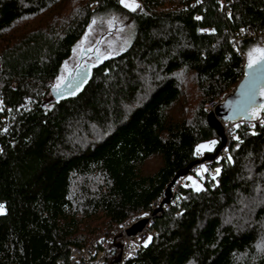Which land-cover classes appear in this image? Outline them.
<instances>
[{"label": "trees", "instance_id": "16d2710c", "mask_svg": "<svg viewBox=\"0 0 264 264\" xmlns=\"http://www.w3.org/2000/svg\"><path fill=\"white\" fill-rule=\"evenodd\" d=\"M137 1L128 44L85 60L83 84L63 90L58 71L93 12L120 0H0V264H67L69 245L152 210L176 171L218 145L203 106L242 74L232 32L264 35V0ZM255 44L262 36L239 48ZM261 90L247 114L264 111ZM26 95L36 102L16 110ZM5 106L14 115L2 130ZM236 133L211 161L216 183L180 187L123 264H264V122ZM152 155L159 164L144 170ZM117 242L103 264H117Z\"/></svg>", "mask_w": 264, "mask_h": 264}, {"label": "built area", "instance_id": "2783aa9c", "mask_svg": "<svg viewBox=\"0 0 264 264\" xmlns=\"http://www.w3.org/2000/svg\"><path fill=\"white\" fill-rule=\"evenodd\" d=\"M262 36L264 40V35L257 33L253 29L239 28L238 33L232 32L231 41L232 46L235 50V53L242 57V51L239 48V42L243 37H252ZM242 60V68L244 67ZM242 75V74H241ZM238 77V79L241 77ZM227 93V92H226ZM226 93L218 95L211 101L207 102L203 107L208 111H212L214 107L220 103ZM36 102L35 97L26 95L23 99L16 104V110H27L32 107ZM0 106H2L0 102ZM6 114L1 118V129L5 130L10 124V120L13 117V112L10 107L5 106ZM219 122L224 134V144L218 149L216 154L212 158H206L203 160H198L192 164L188 171L184 174L178 175L169 185L170 196L166 202H162L161 199L164 195H160L152 205V210H144L131 218L124 221H117L109 225L107 228L93 233L86 242L81 245H69L68 246V263L67 264H103L105 261V246L106 243L115 237L118 236V255H117V264H123L125 259L134 257L137 252L145 246V242H149L155 234V229L152 226V218L156 212L155 207L159 204V210L165 208L168 202L176 201L179 197V189L184 185H190V179H211L216 183V176L218 174L217 165H211V161L214 159L219 160L221 156L227 154V145L232 138L237 137L236 127L242 126L245 127L248 131L253 132L256 125H260L264 122V111H259L258 113L251 115L249 117H239L235 120L221 119ZM147 214V215H146ZM144 218L142 225L136 229L134 232L128 233L126 229L134 224L139 219Z\"/></svg>", "mask_w": 264, "mask_h": 264}, {"label": "rangeland", "instance_id": "374dc122", "mask_svg": "<svg viewBox=\"0 0 264 264\" xmlns=\"http://www.w3.org/2000/svg\"><path fill=\"white\" fill-rule=\"evenodd\" d=\"M129 2H131V0H129ZM135 3L138 4V1L135 0ZM126 9L129 8H126L123 4H121L120 9L117 10L108 7L106 9L93 12L82 35L74 43L70 55L61 64L57 77L55 79L56 84H60L63 81H61L60 78H65L68 67L69 69L70 67H74L71 68L72 70H75V68L80 69L81 66L84 64V61L90 60L94 54L116 53L128 44L132 36L133 23L131 21V18L125 12ZM257 37L259 38L261 36ZM258 48H261V46L257 44L249 46L245 50V52L242 53L243 62L249 64L250 59L252 61H257L261 57V53L254 51V49ZM250 52L252 53L251 58L249 57ZM78 61H80V63ZM73 72L74 71L69 72L71 77L73 76ZM260 94L261 96H264V90H261ZM172 110L174 112L179 111L180 103L175 104L172 107ZM201 144L207 145L208 143L201 142L197 146ZM158 164L159 157L156 155H152L144 162L143 169L152 170ZM190 183L191 186L194 188L200 187L201 184L200 179L192 177L190 179ZM154 210H156V212L159 211V204L155 207ZM105 228L107 227H101L96 229L90 234V236L93 233L101 231Z\"/></svg>", "mask_w": 264, "mask_h": 264}, {"label": "water", "instance_id": "95a60500", "mask_svg": "<svg viewBox=\"0 0 264 264\" xmlns=\"http://www.w3.org/2000/svg\"><path fill=\"white\" fill-rule=\"evenodd\" d=\"M249 64H244L241 77L236 81L231 91L227 92L224 99L218 103L212 111H208L206 118L217 130L219 136V143L212 152L204 153L201 157L194 159L183 169L176 171L171 179L167 182L164 188V195L161 199L166 202L170 196L169 185L171 182L181 174L188 171L189 167L197 162L206 158H212L218 149L224 144V134L219 122L221 119L235 120L239 117H249L251 115L246 113V108L256 102V98L261 87L264 86V59L259 58L253 66L249 68ZM88 72V62L81 69H75L73 76L67 72V76L60 83L63 90H75L83 84ZM52 91V90H51ZM144 218L139 219L134 224L126 229V232L131 233L138 229L144 222Z\"/></svg>", "mask_w": 264, "mask_h": 264}, {"label": "snow or ice", "instance_id": "6c2138e0", "mask_svg": "<svg viewBox=\"0 0 264 264\" xmlns=\"http://www.w3.org/2000/svg\"><path fill=\"white\" fill-rule=\"evenodd\" d=\"M120 3L121 4H123L126 8H129V9H131L132 11H135L137 8H139L140 7V5L139 4H137V3H135V0H131V2H129V0H120ZM197 19H200L199 17H197ZM254 51H256V52H259V53H261V59H264V48H258V49H254ZM251 56H252V53L250 52L249 53V57L251 58ZM256 61H252L251 59H250V63H249V68H251L252 66H253V63H255ZM64 78L63 77H61L60 78V80L62 81ZM55 87L57 88V89H59V87H60V84L59 83H57V85H55ZM77 87H79V86H77ZM72 94L74 95L75 94V91H73L72 92ZM215 144H216V141H212V142H210V144H201V145H199L198 146V149H197V151H200V150H208V151H211L212 150V148L215 146ZM217 172H219V169H217ZM197 191H199L200 190V188H197L196 189ZM3 212V205H0V213H2ZM147 215V214H146ZM151 238H149V240H150ZM147 245V242H145V246Z\"/></svg>", "mask_w": 264, "mask_h": 264}, {"label": "flooded vegetation", "instance_id": "af4514ba", "mask_svg": "<svg viewBox=\"0 0 264 264\" xmlns=\"http://www.w3.org/2000/svg\"><path fill=\"white\" fill-rule=\"evenodd\" d=\"M78 62H80V61H78Z\"/></svg>", "mask_w": 264, "mask_h": 264}]
</instances>
